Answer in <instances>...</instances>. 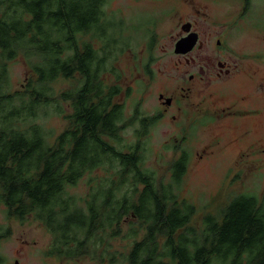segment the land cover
<instances>
[{
    "label": "trees",
    "instance_id": "obj_1",
    "mask_svg": "<svg viewBox=\"0 0 264 264\" xmlns=\"http://www.w3.org/2000/svg\"><path fill=\"white\" fill-rule=\"evenodd\" d=\"M105 2L0 0L1 57H23L35 78L21 92H0V200L9 213L34 215L60 238L51 248L59 258L84 254L81 235L91 238L100 221L120 232L121 221L129 219L134 239L128 264H264V202L257 196L238 194L220 218L208 213L193 221L196 206L175 191L186 152L174 158L170 179L162 183L142 167L139 141L127 151L110 142L124 124V107L115 101L120 86L106 83L104 75L114 73V42L123 43L125 27L108 18ZM0 70L1 88L8 81L6 66ZM59 77L79 81L61 93L70 105L69 126L52 142L38 124L14 126L17 114L35 117L38 104L57 101L50 83ZM11 103L18 107L9 109ZM98 168L112 176H97L94 190L76 204L68 188ZM87 244L94 255L98 246L91 239Z\"/></svg>",
    "mask_w": 264,
    "mask_h": 264
},
{
    "label": "rangeland",
    "instance_id": "obj_2",
    "mask_svg": "<svg viewBox=\"0 0 264 264\" xmlns=\"http://www.w3.org/2000/svg\"><path fill=\"white\" fill-rule=\"evenodd\" d=\"M104 10L110 20H122L125 27L122 30L123 43L121 44L119 38L114 42L117 50L115 59H112L114 73L104 75L106 83L120 86L121 91L115 101L124 107V118L121 121L124 124L122 123L118 130L117 139L110 142L127 151L139 141L142 167L151 170L162 183L169 181L171 162L184 149L187 153V166L175 191L179 198H185L196 206L197 214L193 221L200 220L201 216L208 213L220 218L223 207L238 194H253L264 202V161L248 164L237 161L239 149L249 143V140L238 144L230 142L238 130L217 127L214 123L205 126L199 115L198 103L195 106H183L185 128L180 131L172 122L169 112L152 125L149 124V116L161 112L157 110L158 93H169L178 84L181 64H176L177 57L173 55L171 35L177 30L180 17L182 16V20L188 17V10L182 0H106ZM214 17L215 14L212 13V17L206 22L211 28H215L212 31L224 28L212 23ZM242 24L244 22L240 23ZM88 36L90 37L87 34L85 39H88ZM151 40L153 44H150ZM238 43L247 51H255L264 45V34L261 31H245ZM32 60L38 61V58L34 57ZM255 61V68L259 69L257 76H264V61L261 57H256ZM5 66L8 83L4 81L0 88L1 94L21 92L28 80L35 79L27 61L21 56L4 62L0 52V69ZM175 67H179L178 71ZM2 81L0 80V85ZM78 83L77 77L55 79L50 86L57 101L38 104L34 109L35 117L23 112L17 114L13 125L17 126L18 123L21 128H25L30 123L38 124L48 140L54 141L55 137L69 126L70 105L69 101L61 98V93L72 90ZM47 84L49 85V82ZM194 99L196 103L199 98L196 95ZM57 103L59 106L55 108ZM254 103L263 110L254 131L256 138H259L264 134V126L260 128L264 124V93L259 92ZM14 107H18V104L11 103L9 109L13 110ZM141 118L146 122L143 127L139 121ZM263 146L264 139L262 143L259 138L254 145L253 154L264 158V152H260ZM176 147H179V150ZM111 173L103 168L87 172L75 186L68 188V193L74 195L72 198L76 204L82 205L87 193L94 190L96 177H110ZM125 192L129 193L131 190L127 189ZM117 195L119 197L120 193ZM129 223V219L121 221L119 232L112 224H102L100 221L92 231L94 234H91V238L87 239L81 235L84 254H80V258L60 260L51 252L52 246L60 244V238L58 241L40 221L34 219V215L17 217L9 213L0 200V238L4 239L0 245H3L6 257H10L11 249L17 247L15 239L20 236L34 243L28 248V264H43V260H46L47 264H89L93 260L87 244L90 239L93 247L98 246L95 252L96 254L99 250L95 256L97 262L99 257L103 258V254L107 253L104 263L128 264L126 257L134 239ZM141 234L142 232L138 238ZM25 260L26 258H22L23 262Z\"/></svg>",
    "mask_w": 264,
    "mask_h": 264
},
{
    "label": "flooded vegetation",
    "instance_id": "obj_3",
    "mask_svg": "<svg viewBox=\"0 0 264 264\" xmlns=\"http://www.w3.org/2000/svg\"><path fill=\"white\" fill-rule=\"evenodd\" d=\"M182 2L188 10L186 11L188 17L185 20L180 17L177 30L171 35L173 55L177 57L176 64H181L180 69L175 68L182 71H178V84L169 93L165 91L158 93L157 110L161 112L149 117L155 123L169 112L172 122L180 131L185 128L183 106H195L198 103L199 115L205 126L214 123L217 127L238 130L230 140L235 144L249 140L247 145L239 149L236 158L238 162L248 164L264 161L261 156L253 154L254 145L259 138L262 143L264 139V134L256 138L254 132L257 122L263 115V110L254 103L255 96L259 92L264 93V76H257L259 69L255 68L257 63L255 60L256 57H261L264 61V45L255 51H247L238 43L245 31L255 33L261 31L264 34V0H182ZM212 13L215 14L212 23L224 28L212 31L215 28L206 24ZM242 22L244 24L240 25ZM190 36L194 41L190 46H186L189 47L188 50L177 52L176 43ZM196 95L199 99L195 103ZM263 126L264 124L260 128ZM181 138L183 140L184 137ZM176 148L179 150V147ZM182 152L186 151L183 149L178 156ZM260 152H264V146ZM3 240L0 238V244H3ZM15 240L17 247L11 249L10 257H6L3 245H0V264H28V248L34 243H30L22 236ZM98 252L91 255L93 260L89 264H110L103 261L107 258V253L103 254V258L99 257L97 262L95 256ZM22 258L26 260L23 262ZM78 258L80 256L65 259ZM43 264H47V261L43 260Z\"/></svg>",
    "mask_w": 264,
    "mask_h": 264
},
{
    "label": "water",
    "instance_id": "obj_4",
    "mask_svg": "<svg viewBox=\"0 0 264 264\" xmlns=\"http://www.w3.org/2000/svg\"><path fill=\"white\" fill-rule=\"evenodd\" d=\"M193 41H194V39H191V36L183 38L182 40H180L179 42L176 43V46H175L176 51L177 52H185L189 48V47L187 48L186 46H190V44H192Z\"/></svg>",
    "mask_w": 264,
    "mask_h": 264
}]
</instances>
